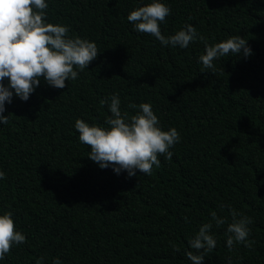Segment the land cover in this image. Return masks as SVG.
<instances>
[{"label": "trees", "instance_id": "1", "mask_svg": "<svg viewBox=\"0 0 264 264\" xmlns=\"http://www.w3.org/2000/svg\"><path fill=\"white\" fill-rule=\"evenodd\" d=\"M150 2L46 0L47 23L68 26L69 37L95 42L100 53L65 88L41 78L27 101L13 94L5 104L0 215L12 212L26 242L0 264L41 256L43 264H192L188 239L204 223L216 247L202 264H264V0H162L171 10L160 23L165 37L191 24L210 45L246 40L252 54L220 57L214 73L198 62L199 39L164 46L134 30L127 16ZM113 94L122 113L149 103L162 130L180 134L171 160L158 156L151 175L101 169L78 139L76 119L107 126L100 101ZM230 208L252 219L251 248L229 251L227 224L212 220L215 211L230 223Z\"/></svg>", "mask_w": 264, "mask_h": 264}, {"label": "clouds", "instance_id": "2", "mask_svg": "<svg viewBox=\"0 0 264 264\" xmlns=\"http://www.w3.org/2000/svg\"><path fill=\"white\" fill-rule=\"evenodd\" d=\"M46 0H0V124H7L9 116H4L5 104L12 102L13 94L22 101L40 85L41 78L57 89L66 87L65 81L76 80L79 72L88 68L97 58L95 42L80 37H69V27L46 22ZM170 8L162 0H151L145 6L132 10L127 20L140 33L154 36L162 45L187 48L191 42L199 39L204 43V54L198 62L203 69H213V61L232 54H252L250 47L241 36H231L224 41L209 44L207 38L197 32L191 24H185L175 34L165 37L160 30V23L170 15ZM189 19H192L189 17ZM202 69V72H203ZM7 78L8 85L3 81ZM110 99V104H109ZM101 106L108 104L111 115L105 118V126L90 125L82 119H76L75 129L79 133V141L90 146L89 158L101 169L109 166L119 174L126 171L129 177L137 174L151 175L153 166L159 168L163 155L171 160L173 153L169 151L180 141V134L173 127L165 131L159 126L160 121L149 103L129 104L137 110L134 115L121 112L120 99L117 94L100 101ZM0 171V180L5 178ZM223 207V206H222ZM12 212L0 215V260L10 253L13 245L26 242V237L17 231ZM231 222L211 212L212 220L217 228L227 224L225 235L229 251L235 244H243L251 248L254 241L249 240V224L252 219L243 213L230 208ZM187 220V218H185ZM212 223H204L198 232L188 239L193 251L186 256L192 264H202L205 256L216 247V239L211 233ZM175 251H179L173 245ZM44 257L36 260L43 264ZM53 264H62L55 259ZM229 264L231 261L229 260Z\"/></svg>", "mask_w": 264, "mask_h": 264}]
</instances>
